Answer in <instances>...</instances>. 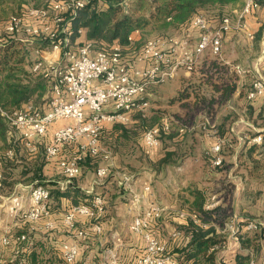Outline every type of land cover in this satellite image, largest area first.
I'll list each match as a JSON object with an SVG mask.
<instances>
[{
	"label": "built area",
	"instance_id": "2783aa9c",
	"mask_svg": "<svg viewBox=\"0 0 264 264\" xmlns=\"http://www.w3.org/2000/svg\"><path fill=\"white\" fill-rule=\"evenodd\" d=\"M88 2L90 0H48L46 5L27 6L23 14L12 15L5 22L7 35L18 34L22 40L24 34L31 35L32 39L26 38L31 42L46 38L49 41L46 47L61 56L57 62L45 63L43 59H38L32 68L34 72H44V76L50 80L51 97L47 109L41 110L28 102L12 112L1 108L0 112L11 127L19 130L25 146L32 153L37 152L38 141L45 137L50 126L60 120H67L66 123L55 126L51 139L45 141L46 158L55 161L66 176L65 181L61 183L62 188L81 175V161L86 155H103L106 159L110 158L111 153L102 147L101 142L104 126L117 122L127 124L132 112L146 109L149 102L145 95L149 85L171 80L180 68L191 72L207 51L229 63L222 57L227 33L231 30L241 31L248 39L253 40L255 33L248 27L247 16L260 7V0H244L241 10L236 12L235 19L224 16L216 26H212L205 16L199 14L192 22V26L199 30L196 43L190 45L185 37L179 36H153L146 40L141 51L130 60L125 57L124 45L119 42H114L104 49H96L90 40L77 43L83 36V28L77 30V46L72 49L74 32L70 21ZM66 15L70 17L65 18ZM137 34L139 30L131 33L128 36L129 42H133ZM2 44L3 40L0 38V47ZM41 50L43 49H37V52ZM138 63H142V66ZM229 64L238 75L251 73L253 76V81L246 89V98L250 101L261 98L264 101V47L253 65ZM238 118L253 130L246 136L247 143H260V130L243 116ZM172 127V119L164 116L160 124L147 128L143 133L147 151L160 147L162 134L169 132ZM194 128L190 126L188 129ZM179 131H184V128L181 126ZM230 131L235 133V123L230 127ZM64 147L67 157L62 155ZM67 147L69 150H66ZM221 148V141H217L207 151L215 166L223 163ZM6 155L12 157L13 150H8ZM3 163V157L0 156V186ZM109 172V163L103 164L97 168L96 178L103 179ZM119 175L118 183L128 190L132 205L139 206L141 202L144 204L131 224V230L143 241V250L137 256L135 264H181L170 251L168 242L160 239L157 234L155 222L161 217L164 207L152 197L151 184L143 181L142 190L137 191L134 186L137 178L133 173L120 172ZM29 199L30 207L24 212L26 220L31 223L42 221L46 229L54 228L49 188L40 183L32 185ZM13 200L19 203L17 197ZM218 202L216 196L210 197L206 209L217 206ZM104 210L102 196L95 195L90 204L78 203L70 206L62 217V224L77 238L99 234L103 229L99 216ZM178 216L207 226L195 212L181 210ZM80 219L93 222L89 228H80ZM242 229L263 234L264 222L252 218L242 226L235 216L231 221L225 222L223 227V231L236 240ZM177 236L179 232H174L173 237ZM1 241L4 245L19 244L28 242L29 236L26 233L5 235ZM14 246L16 254L25 251V248ZM60 250L68 264H73L80 253L79 244L75 241L62 242ZM115 253L113 251L108 264H123ZM20 264H26L25 260L20 259ZM249 264H255L253 256Z\"/></svg>",
	"mask_w": 264,
	"mask_h": 264
},
{
	"label": "rangeland",
	"instance_id": "374dc122",
	"mask_svg": "<svg viewBox=\"0 0 264 264\" xmlns=\"http://www.w3.org/2000/svg\"><path fill=\"white\" fill-rule=\"evenodd\" d=\"M127 2L131 3L130 0L124 1L125 4H128ZM47 3H48V0H3L2 3H0V38H2L3 40V44L0 47V50L6 44V41L9 37V35H7L8 33L5 30V22L7 21V19L12 15L23 14L25 11V7L23 8V5L27 7L31 5H34V6L46 5ZM237 33H240V34H235L234 37L232 36L231 39L223 43L222 57L225 58L231 64L240 63L242 65H253V63L256 61V59L258 58V56L260 55L263 49L262 46H260V42L263 40L264 36L262 40H260L257 37L256 39L254 38L253 39L254 41L251 43V42H248V39L245 37L243 33L241 32H237ZM179 34H180V31L178 30L165 32L164 35L162 32L157 31V30H151V31L145 30L144 33L141 31L140 36L142 38L138 37L136 38V40L140 38V40L144 41L145 39L149 37H153V36L171 37V36H177ZM14 36L19 38L22 41L23 45L27 47V50H28L27 62L25 65L27 66V69L29 70V72L30 71L33 72L34 78L42 76L46 78V80L50 81L48 77L44 76V72L43 73L34 72L32 69L33 65L38 59H43L45 63H48L50 61L57 62L61 56L59 57L57 53L47 48L46 44L44 43H36V40L32 42L27 41L26 38L32 39L31 35L24 34L22 36L23 40L20 38L18 34ZM78 42H80V40H78L77 43ZM262 42L264 44V41ZM71 43H72L71 47H73L72 49H75V47L77 46L76 38L75 40H71ZM142 47H143V44L141 43L138 44L136 42L128 44V45H124L125 57L129 58L130 60L134 59L137 53L141 51ZM41 48L43 50H41L40 52H37V49H41ZM198 77H199L198 73H195L193 75V72H187L186 69L184 68L178 69L177 74L171 80H168L158 85H149L147 88L146 95H145L146 100H148L149 102L148 107L142 111H136L130 114L129 123L130 122L131 123L130 124L127 123V124L132 129L131 130L132 133L139 134L138 135L139 143L135 141L132 147L133 151L129 152L123 157L120 155L117 157L119 163H121V164H118L117 166H119L120 168L122 167V168L129 169L132 172L133 171L140 172V171L148 170L147 173L152 174V177L150 180L152 189H157L162 185L156 182L157 179L155 180V176L157 174H155V172L151 170V168L153 167H150V165L153 166V163H150L151 155L152 157L154 156L153 155L154 151L152 150L156 148L148 152L145 146L142 145V142L140 143V140H141V136L143 135V133L145 132L147 128L153 127L154 125H158L161 123L162 117L164 116L168 117L172 119L173 121L172 129H170L169 132H166L165 133L166 135H164L162 138L163 143L169 142L168 139L170 137L179 136V134H181L179 137L184 136V138L182 139L180 138L177 141V144H178L177 147L182 148V149L186 148V150L190 149L188 150L189 154L196 153V154H199L200 157L202 156L203 157V158L201 157L202 164L208 163L205 155L211 159L210 154L207 153L211 145L208 146V144H205L204 146V139H202V135H207V134L211 135L212 133H214L215 130L213 126H215L217 121L222 122L225 120V117H228L227 118L228 122L227 121L225 122V128H227L228 124H231L232 122H234L236 126L235 133L241 132L240 130H243L242 131L243 134H240V136L244 135L242 137H245V140H246V136H248V133H247L248 130H250V133H252L253 130L250 127L243 124L242 122H240L238 120L239 116H243V118L246 121L252 122L260 130V132L264 130V101L261 98H258L254 101H250L245 96L246 89L249 87L250 83L253 81V76L251 75V73L239 75V77H237L238 90L230 98V100L226 102L221 101L218 95L214 99L210 91H207L206 89L204 90L202 89V88H206L205 86L197 89V92L192 89L187 90L191 92L190 97H188L187 99L183 101H181L180 99H175L176 97L174 98V96L178 95L179 92L181 91L183 84H187L189 86L190 81L197 83ZM49 92H50L49 93L50 96L48 100L41 99L37 102L33 100L31 103H33L36 107H38L41 110H43L42 106L48 107L49 100L51 97V83L49 84ZM197 94H199V96H197ZM209 101L210 102L213 101L211 103L213 105H211ZM206 103L211 105L209 106V110H207L206 108V105H205ZM133 121L137 123H133ZM62 122L65 123L67 121L60 120L56 122L55 124H53L52 126H50L47 134L43 138L46 141L51 139L53 128L55 126L61 125ZM131 124H134V125L131 126ZM137 124L138 126H136ZM208 125H210L211 128H209ZM181 126L184 128V131L182 132L179 131V128ZM190 126H194L195 128L190 130L188 129ZM9 129L10 130L7 136L10 139L9 141L10 145L6 146L4 143L0 142V156L3 157L4 161L15 157L16 160H18L19 162V166L17 168V172L19 174L16 175V178L18 180L16 181L14 188L12 190H7L6 188H2L1 187L2 185L0 186V264H4L5 261L10 260L12 258L24 259V256L20 258L18 256L20 254H16L14 250L16 246L14 245H17L21 248H25V250H28L27 262H29V252L30 250H32V253L30 255V260L32 264H37L38 261L50 260V257H48L49 256L48 253L50 252L52 253L51 258L54 264H64L65 260L60 257L59 243L64 242V241H69L72 238V233L69 230H67V228L63 224L60 223V221L63 215L68 210V208L76 203H73L70 198H66V197L61 199V202L59 204L56 200H54L55 198L51 199L50 201V204L52 207L51 211L54 213L53 220L55 221V227L52 229H46L42 221L37 222V223H31L26 220L24 216V212L30 207V199H29L30 188L32 185L39 183L37 180H33V181L27 180L30 176V172H28V169L34 164L35 159H38V158H40L43 161L45 160V164L51 163L54 168H56L57 164H54L49 159H47L44 152H42L43 154L39 155L38 157H35L36 154L32 153L25 146L21 138V134L19 130L11 127L10 125H9ZM229 131H230V128H229ZM39 147L40 146L38 145V150H40ZM102 147L111 153L110 158L106 159L103 157V155H101V156L96 157V159L94 160H98L97 166L99 165L101 166L103 164L109 163L110 171H111V168H113L112 149H115V148H112L113 145L109 144L108 141H105V138L102 140ZM261 147L264 148V145L259 146V148ZM10 149H12L14 152V155L12 157H9L6 155V152ZM66 150H69V148L67 147ZM40 151H43V150H40ZM258 152L259 151L255 152L256 156L258 155ZM62 155L63 156L65 155L67 157V151H65V147H64ZM173 159H175V157H173ZM184 159H186L185 161L187 162V166H189L188 168L191 169V167L194 166L195 161L189 155H187V157H185ZM199 162L200 161H198V163ZM251 162L252 161L248 159V156L246 157L243 155V157L241 158V164L244 166L243 167L244 169H246V167H249ZM238 165H240V163ZM97 166L96 168H98ZM96 168L90 169L84 166V170L82 168L83 173H81L80 176L75 178V180H72L71 183H69L65 188H67L71 184L72 185L75 184L76 186H79L78 184L80 183L82 185L87 179L93 178L91 185L92 184L94 185V190L92 192L99 193L102 195V198L104 197L103 200H104L105 210L99 216V221L102 224V218L104 217V215H106L105 217H107V214L111 215L113 214V212H115L114 210L115 207L113 206L114 205L113 200L115 199L118 200L119 203H116L117 207L119 206V204H122L123 206H125L124 203L126 202L127 199H130L131 201V196L129 195V192L127 189L119 185V183H117L118 181L116 182V179L114 176H111V175L109 176L110 172L107 177L103 179H97L95 177ZM244 169H242L244 173L241 171V173L239 174L243 182L247 178L246 177L247 171H245ZM129 170L127 171L124 169L123 172H129ZM42 173L44 174L43 169H42ZM49 174L51 173H46L45 177L51 179L52 177ZM202 175L203 174H201V172H199L198 170L194 171L193 173H189V171L187 173L177 172V174H173L170 176L168 174L167 182H171L172 184L171 187L177 188L174 186V183H177L181 180L180 183L177 184L178 186H181V185L187 184L190 180L200 181L202 179ZM3 176L4 175L2 172V178ZM57 178L64 182L66 179V176L63 175L61 172H59L57 174ZM250 183H251V185L249 186L250 189L256 186L252 181ZM230 184L231 185H228V186L230 187V189H232L231 187L233 186V184L231 182ZM243 184L245 185V186L243 185L245 188L240 190L241 194L245 193L248 190L245 182ZM26 185H28V187H26ZM47 187L51 189V185H47ZM60 187L62 188L61 184H60ZM65 188H62V189H65ZM14 197L18 198L19 203L14 202L13 200ZM158 199H159V195L157 196L156 201ZM169 199H171V196H169ZM110 201H113V202H110ZM79 203H86V202L82 200ZM117 211H119V209H117ZM92 222L93 221L89 219H86V220L80 219L78 221V226L80 228H89ZM241 225L243 226L244 224H241ZM21 233L28 234L29 236L28 242H22L19 244H12V245H4L1 241V238L5 235L15 236ZM115 233L117 235L118 231H115ZM94 235L95 234H93L92 236ZM88 237L89 236L82 237V238L74 237V240L78 244L80 243L82 247L87 248L86 241L88 240L87 239ZM260 238L261 239L264 238V233L263 234L258 233L257 239H260ZM238 240H239V237H238ZM238 240H236L233 237L232 238L229 237L227 239V243H224L223 246L225 245L229 248L234 246L233 248H237L238 245L235 242H237ZM256 244L258 245L259 243L257 242ZM223 246L220 248H223ZM48 247L49 249L47 250ZM112 247L114 248H112L110 251L111 258H112L113 251L115 252V250H118L117 249L118 246H116L113 243H112ZM258 248H261V244H259V246L256 247L255 252L258 251ZM115 254L118 257V253H115ZM172 254L174 255V253ZM111 258L109 259V261L111 260ZM118 259L120 260V257H118ZM262 260H264L263 257H262ZM65 263L68 264L67 262Z\"/></svg>",
	"mask_w": 264,
	"mask_h": 264
},
{
	"label": "trees",
	"instance_id": "16d2710c",
	"mask_svg": "<svg viewBox=\"0 0 264 264\" xmlns=\"http://www.w3.org/2000/svg\"><path fill=\"white\" fill-rule=\"evenodd\" d=\"M2 1L3 0H0V3H2ZM124 1L125 0H90V2L79 10L77 15L70 21L71 28L74 32L72 40H75L78 36L77 30L83 28L84 33L80 42L83 43L84 41L90 40L94 43L96 49L108 48L114 42H119L122 45H128L134 42L144 44L148 38L144 41L140 40V38H142L140 36L141 31L144 33L145 30H157L162 32L163 35L165 32L173 30L182 32L192 28V22L199 14L205 16L208 20L221 19L224 16H233L234 12L227 8L229 5L242 3V8L244 4V0H130L131 3L127 2L128 4H125ZM260 5L262 7L264 6V0H260ZM24 7L26 8V6L23 5V8ZM69 17V15L65 16V18ZM135 30H139L140 34L135 36L133 42H129L128 36ZM263 33L264 22L256 32L255 39L257 37L262 40ZM138 37L140 38L136 40ZM48 42L46 38L36 40V43H44L46 46ZM27 53V47L14 35L8 37L6 44L0 50V108L3 110L12 112L27 102L49 99L50 81L42 76L33 77V72H29L25 65L27 62ZM191 72H193V75L198 73V82L195 83L190 81L189 86L183 84L179 94L174 96V98L176 97L175 99L183 101L190 97L191 92L187 90L192 89L197 92V89L205 86L206 88L202 89L210 91L214 99L218 95L221 101L226 102L229 101L238 90L237 77H239V75L237 72L229 63L212 55L209 51L203 54ZM197 96H199V94H197ZM212 102L209 101L210 104ZM205 105L207 110H209V106L213 104L209 105L206 103ZM227 118L228 117H225L224 121L216 123L215 126H213L215 130L213 134L217 136V141H221L222 144V155L224 151L230 149L232 140L230 134L226 133L227 129L225 128V122L228 121ZM133 125L134 124H131V126ZM136 126H138V124ZM208 126L211 128L210 125ZM9 130L8 122L0 112V142L4 143L6 146L10 145V139L7 136ZM131 130L128 124L126 125L120 122L114 123L109 127L104 126L101 133V142L105 138V141L113 145L112 148L115 149L112 150L114 151L122 149L133 151V143L135 141L139 143V134L132 133ZM247 133H250V130H248ZM260 133L262 134V141L260 143H250L251 146L245 154V156H248V159L252 161L250 166L246 167V169H248L246 170V175L252 176L253 178H250V180L254 179L258 182V185L264 187V148H259L260 145H264V130ZM164 135L166 134H162L161 140ZM45 141L44 138L38 141L39 148L43 151L38 150L35 153V157L43 154L42 152L45 153ZM246 144L248 145L247 142ZM255 151H259V156H253ZM98 156L101 155H86L81 161L82 168L84 169L85 166L86 168L95 169L98 160L94 159ZM224 164L225 160L223 159L222 165L217 167H222ZM44 165L45 160L43 161L40 158L35 159L34 164L28 169L30 176L27 180H37L40 184L45 183L51 185V189L49 188L50 201L55 198L54 200L59 204L61 199L66 197L70 198L71 201L76 204L82 200L89 204L95 195L102 196L99 193H88L75 184H71L67 188L62 189L57 181L46 178V174L42 173ZM240 165H242L241 162ZM18 166L19 162L15 157L4 161L2 168L4 175L2 178V188H6L7 190H12L14 188L18 180L16 178V175L19 174L17 172ZM75 178H73V180H75ZM45 184L43 185L47 187ZM256 192L259 195L262 193V189ZM207 201L204 193L201 192V190H197L195 192L193 206L191 210L189 209L187 211L197 213L203 223H205V221H213L211 218L216 210H219L220 215L226 219L231 215V204L221 205V203H219L213 208L206 209ZM50 208H52L51 204ZM250 219L252 218L247 217L238 221V223L245 224V222ZM186 220V226L183 227L185 238L180 240L177 245L176 250L179 252V255L175 256L176 260L181 264H216V249L217 247H222L227 238L218 236L215 233V228L212 226L206 228L202 223H196L190 218ZM257 235V232L250 230H240L238 233L241 244L244 246L255 245V247H257L258 245L255 244ZM31 253L32 250L29 252V262H27L28 250H25L18 256L20 258L24 256L26 264H32L30 260ZM236 259L238 264H249L250 261L248 254H237ZM4 264H20V259L12 258L5 261ZM37 264H42V261H38Z\"/></svg>",
	"mask_w": 264,
	"mask_h": 264
},
{
	"label": "crops",
	"instance_id": "0c3cea01",
	"mask_svg": "<svg viewBox=\"0 0 264 264\" xmlns=\"http://www.w3.org/2000/svg\"><path fill=\"white\" fill-rule=\"evenodd\" d=\"M241 5L242 3H237L235 5H229L227 7L228 9H230V11L234 12L233 16H231L233 19H235L236 17V12L241 10ZM219 20L220 19H211L209 21L212 26H216L219 23ZM247 22L249 29H251L256 34V32L259 30L262 23L264 22V6L262 7L260 5L259 8L253 10L247 16ZM237 32L241 31H229L224 39V42L231 39L232 36L234 37L235 34H240ZM177 36L185 37L189 41V44L193 45L197 42V39L199 37V30L197 29V27L192 26L191 29H186L180 32V34ZM253 41L254 40L248 39V42L252 43ZM262 41H264V38ZM262 41L261 46L263 48L264 44ZM138 65L141 67L142 63H138ZM42 108L45 110L47 109V106H42ZM217 123L220 122L217 121ZM62 124L64 123L62 122ZM231 124L227 125L226 133L230 134V138L232 140L230 144V149L224 151L223 153L225 164L222 167H217L213 165L212 160L206 155L205 157L207 158L208 163L202 164V156L201 158L199 154H189L188 150L190 149L186 150V148H178L177 141L180 138H184V136L179 137L181 134H179V136L170 137L168 139L169 142L167 143H163L162 141L160 147H157L156 149L152 150L154 151V156L152 157L151 155L150 163H153V166H151L150 164L149 165L150 167H153L151 168V170L155 172V174H157L155 176V180L157 179L156 182L160 185L162 184L157 189H152L151 185L153 195L152 197L156 201V198L159 195V199L157 201L161 206L164 207V211L161 217L155 222L157 234L160 239L168 242L170 246V251H172L175 256L179 255V252L176 249L180 240H183L185 238V234L183 233V227L186 226L187 223L186 219H182L178 216V212L181 210H191L195 200V192L197 190H201V192L204 193L206 200H209L212 196H216L219 201L218 204H231L232 206L230 213L231 215L227 219L220 215L219 210H216L215 214L211 218L213 219V221H205V223L207 224V226L205 227H214L215 233L218 236H222L224 238L226 237L227 239L229 238V234H226L223 231L224 223L227 221H231L235 216L237 217L238 221L243 220L247 217H251L264 222V187L258 185V182H256L254 179L250 180V178L253 177L247 175L246 177L248 179L246 178L244 182L247 185L248 190L243 194L240 193V190L245 188V185L243 184L244 182L242 181L239 175L241 171L243 172L242 169H244V166L238 164L241 162V158L243 157V155L245 156L251 144L248 143L247 145L245 137H242L244 135L240 136V134H243V130H240L242 133L236 132L232 134L229 131ZM111 125L112 124H106V127H109ZM202 139H204V146L205 144H208V146H210L217 142V136H215L214 134L202 135ZM141 142L142 145H144L143 135L141 136L140 143ZM130 151L131 150L129 149H122L115 152L112 150L113 168H111L112 172L110 171L109 176H114L116 182L120 178V172H123L124 169L127 171L129 170L117 166L118 164H121L119 163L117 157L119 155L123 157ZM187 155L191 156V158L195 161V164L193 167H191V169L188 168L189 166H187V162L185 161L186 159H184L185 157H187ZM253 156L256 157L255 153L253 154ZM173 157H175V159H173ZM198 161L200 162L198 163ZM51 162L56 164L54 161ZM56 168H54L51 163H46L43 167V170L45 174L51 173L49 174L52 177L50 180H55L60 185L63 181L57 178V174L61 172V170L59 167H57V165ZM196 170L203 174L202 179L200 181L190 180L187 184L178 186L177 184L180 183V180L179 182L174 183V186L177 188L171 187V182H167L168 174L170 176L173 174H177V172L187 173L188 171L189 173H193ZM244 170L246 171V169ZM129 172L132 171L129 170ZM147 172L148 170L134 172L137 178L135 183V188L137 191L142 190L143 181H149V183L151 184L150 180L152 174H149ZM92 179H87L82 185L80 183L78 185L86 192L91 193L94 190V185H91ZM251 181L256 185L252 189H250L249 187L251 185ZM230 182L233 184V186L231 187L232 189H230V187L228 186L231 185ZM26 187H28V185H26ZM259 189H262V193L258 195L256 191ZM169 196H171V199H169ZM113 201L110 202L114 203L113 206L115 207V212H113V214L111 215H108L107 211V217H105L106 215H104V217L102 218L103 231L98 235L95 234L94 236H89L87 238V248L82 247L79 243L80 253L77 260L73 264H108L109 259L111 258L110 251L112 248H114L112 247V243L118 246V250H115V252L117 251L116 253H118V257H120V260L123 264H135V259L143 250V241L141 240L140 236H138L131 230V224L134 219V216L136 215V213H138V211H140L144 207V204L143 202H141L139 206H133L132 199L131 201L130 199H127L124 203L125 206L119 204V206L117 207L116 203H119L118 200L115 199ZM117 209H119V211H117ZM53 214L54 213L52 212V217ZM60 223L62 224V219ZM115 231H118L117 235L119 237H117ZM174 232H179V236L173 237ZM73 236L74 235H72V238L69 241H75V236ZM118 238L119 241H117ZM255 242L261 244V248H258L257 252H255V245L244 246L241 244L240 239L235 242L238 245L237 248H233L234 246L229 248L225 245L223 246V248L217 247L216 264H238L236 259L237 254H248L249 259H251L252 256L255 258V264H264V260H262V257L264 258V238L256 239ZM61 243L62 242L59 243V249ZM48 249L49 247L47 248V250ZM59 252L60 257L63 258L61 255V250H59ZM48 255V257H50V260L42 261V264H54L51 258L52 253L50 252L48 253ZM64 264L66 263L64 262Z\"/></svg>",
	"mask_w": 264,
	"mask_h": 264
}]
</instances>
